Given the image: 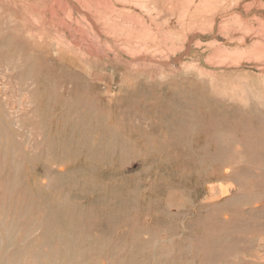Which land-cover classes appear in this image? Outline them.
<instances>
[{"label":"rangeland","instance_id":"374dc122","mask_svg":"<svg viewBox=\"0 0 264 264\" xmlns=\"http://www.w3.org/2000/svg\"><path fill=\"white\" fill-rule=\"evenodd\" d=\"M0 264H264V0H0Z\"/></svg>","mask_w":264,"mask_h":264},{"label":"bare ground","instance_id":"6f19581e","mask_svg":"<svg viewBox=\"0 0 264 264\" xmlns=\"http://www.w3.org/2000/svg\"><path fill=\"white\" fill-rule=\"evenodd\" d=\"M59 10H61L60 8H59ZM46 14V13H45ZM38 20V19H37ZM65 24V23H64ZM110 24V23H109ZM116 25H117V23H116ZM58 26V25H57ZM76 40V39H75ZM153 43H155V42H153ZM109 56V55H108Z\"/></svg>","mask_w":264,"mask_h":264}]
</instances>
